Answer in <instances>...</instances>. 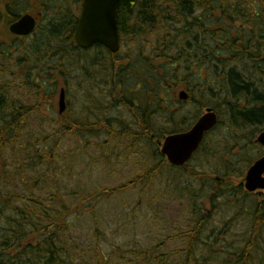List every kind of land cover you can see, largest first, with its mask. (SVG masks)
<instances>
[{"label": "trees", "instance_id": "trees-1", "mask_svg": "<svg viewBox=\"0 0 264 264\" xmlns=\"http://www.w3.org/2000/svg\"><path fill=\"white\" fill-rule=\"evenodd\" d=\"M26 1L0 0V264H111L113 254L84 257L89 248L78 245L72 217L87 214L96 223L99 200L150 184L161 165L172 167L152 147L156 139L190 128L188 112L175 105L184 87L195 111L226 109L229 118L227 123L220 118L198 150L202 165L176 168L172 178L179 188L198 192L206 187V166L216 173L213 162L219 160L226 179L241 180L214 181L208 208L206 200L193 202L191 225L179 235L186 242L182 249L165 253L161 242L155 250L131 253L134 258L126 264H165L174 254H184L180 264H264V199L244 189L245 171L232 163L240 156L238 161L249 166L264 152L255 142L264 130V0H121L122 48L116 54L76 44L81 0H36L40 16L50 13L47 24L39 20L30 37L12 35L9 25L26 12ZM150 35L156 36L155 46L147 43ZM59 84L66 89L68 110L52 119L53 111L40 110L54 106ZM16 89L34 100H23ZM78 98L76 111L72 105ZM123 101L139 111H92L124 107ZM160 105L161 111H147ZM190 112L191 120L200 117ZM33 118L49 123L52 131L32 127ZM70 133L104 135L95 145L102 153L93 161L138 158L149 151L138 161L158 165L113 190L82 193L72 205L50 183L65 168L60 148ZM253 147L258 153L247 155ZM68 154L78 157L75 150ZM222 200L229 215L220 210ZM213 215L219 221L206 235ZM240 222L246 231L230 241L231 228Z\"/></svg>", "mask_w": 264, "mask_h": 264}, {"label": "rangeland", "instance_id": "rangeland-1", "mask_svg": "<svg viewBox=\"0 0 264 264\" xmlns=\"http://www.w3.org/2000/svg\"><path fill=\"white\" fill-rule=\"evenodd\" d=\"M35 1L36 0L26 1L28 5L26 11L34 14L37 18L39 17L41 23L45 25L47 24L46 16H49L50 13H46V16H40V13H38L37 8L34 6ZM30 5H32V7ZM147 39L148 44L155 46V35H150ZM7 78L8 77H6L5 80ZM3 81L4 79L0 76V82ZM61 87H63V85L59 84L56 96L54 97V106H48L40 110L53 111L52 119L56 117V113L59 114L58 100ZM74 91H76L75 88L73 89V92ZM16 93L20 98L28 102L34 100L30 95L25 98L22 90L16 89ZM164 97L168 98L166 95H164ZM171 97L172 96L169 95V98ZM176 97H178V93L175 99ZM201 98L203 99V97ZM72 99L75 100L76 96H73ZM76 102L77 105H72V107L73 109L76 108V111H78L80 106L78 104L79 98ZM220 105L219 107L222 109L226 106L224 101L221 102ZM184 106L183 112H188L185 116V122H187L189 126L195 122L191 120L190 115L193 114H191V112L189 113V111H193L194 113L198 112V114H201L203 111H195L196 105L194 101ZM220 115L223 123H227L229 116L226 109L221 111ZM31 125L40 130L41 127H43L46 131H52V127L49 123L44 124L38 118H33ZM104 140V135L99 138L90 136L78 137L76 134L72 133L68 134L62 140L60 149L61 154L64 156L59 159L65 168L62 174L58 175L57 178L54 177V180L51 179L50 183L53 187H57L66 195V199L70 204L73 205L75 199L82 193L106 189L113 190L122 184L135 180L142 172H148L158 165L156 164L157 161L146 164H140L141 161H138L139 158H145V154L149 151L139 153L138 158L134 156L128 158L126 155L122 157L114 155L103 161H93L94 159H92V157L100 156L102 153V151L95 147L96 143L103 142ZM152 148H156L157 151L160 152L158 146ZM71 150H75V154L78 155L77 158L74 159L71 154H68ZM150 151L152 152V150ZM257 151H259V149L253 147L249 149L246 154L251 156L258 153ZM239 158L240 156L232 158V163L235 162L237 164L236 169L238 171L244 170L246 172L248 166H246L243 160L238 161ZM72 159L74 163L70 165L69 163ZM203 160L204 159L201 160L199 156H197L192 161V164L195 166L202 165ZM216 161L217 162H213L217 169L216 173H212V171L209 170V165L206 166V179H208L206 181V187L200 186L198 192H196L195 189L186 190L179 188L172 178L175 177L177 169L161 165L158 174L150 184L141 182L134 188L121 191L106 200H99V204L97 203L96 223L94 219L87 214H83L77 219L76 217H72L76 223L72 228H74L73 234L76 237L78 245L80 247L82 246L84 250L89 248V252L84 254V257L90 261L94 258L95 253H99L102 257L104 255L110 256L113 254L111 264H126L127 261L134 258L131 253H136L137 255L141 249H144V251L147 249L155 250L156 246L161 242H165V245L161 248L162 252L169 253L175 249H182L186 242H184L179 235L187 231L191 225L192 221H190V219H192L193 202L195 200L198 202L204 200L205 202L206 200V208H208L209 197L207 196L210 194V185L214 181L226 182V180H229L231 183L237 184L241 180L233 175H231V178L226 179L224 177L226 167L219 160ZM232 174H234V172H232ZM18 185L19 182H17V186ZM178 192L179 194H177ZM204 194H206V198L203 197ZM256 197H260L263 200L264 192L261 196L257 195ZM87 202L85 204H87ZM94 202L95 201L91 200V203ZM220 210H223L229 215V210L223 200L220 202ZM218 218L220 217L217 215L211 217V221L206 228V235H209L210 230L217 226V222L219 221ZM243 222L231 228L232 232L231 235H229L230 241L232 240L230 239L232 235L236 233L242 234L246 231ZM95 226L98 227V232ZM88 243L90 246L87 245ZM219 248L220 247H217L215 249ZM183 256L184 254H174L166 260L165 264H180L184 260Z\"/></svg>", "mask_w": 264, "mask_h": 264}, {"label": "water", "instance_id": "water-1", "mask_svg": "<svg viewBox=\"0 0 264 264\" xmlns=\"http://www.w3.org/2000/svg\"><path fill=\"white\" fill-rule=\"evenodd\" d=\"M121 0H84L82 14L76 31V42L85 47L103 44L112 52L120 50V31L118 26V11ZM36 28V19L31 14L23 15L10 25V31L16 35H30ZM181 98H186L182 92ZM67 108L65 90L59 97V112L62 114ZM200 118L194 127L182 133L165 137L161 145V152L168 161L175 166H184L191 159L194 152L202 143L205 133L218 122V115L213 108ZM257 142L264 146V131L259 134ZM245 188L250 192L264 190V155L249 168L245 181Z\"/></svg>", "mask_w": 264, "mask_h": 264}, {"label": "flooded vegetation", "instance_id": "flooded-vegetation-1", "mask_svg": "<svg viewBox=\"0 0 264 264\" xmlns=\"http://www.w3.org/2000/svg\"><path fill=\"white\" fill-rule=\"evenodd\" d=\"M81 8H82V3H81ZM102 47V45H95V46H93L91 49H93V48H97V47ZM104 47V46H103ZM82 48V47H81ZM84 49V48H83ZM107 49V48H106ZM94 71V70H93ZM104 80H105V78H104ZM103 80V81H104ZM105 87V86H104ZM189 93V92H188ZM190 94V93H189ZM177 100V99H176ZM190 101V97H189V100L187 101V104H179V103H177V101H176V106H183V108L185 107L184 105H188V103H191V101ZM123 103H124V107H115V108H107V109H99V108H94V109H92V111H139V110H136L135 108H132V107H130V106H128L126 103H125V101H123ZM192 105V104H191ZM161 109H162V105H160V106H158V107H155V108H152V109H149V110H147V111H161ZM143 111H145V110H143Z\"/></svg>", "mask_w": 264, "mask_h": 264}]
</instances>
